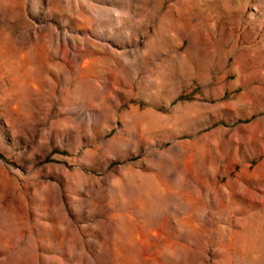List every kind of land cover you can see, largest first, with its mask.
I'll use <instances>...</instances> for the list:
<instances>
[{"label":"rangeland","instance_id":"374dc122","mask_svg":"<svg viewBox=\"0 0 264 264\" xmlns=\"http://www.w3.org/2000/svg\"><path fill=\"white\" fill-rule=\"evenodd\" d=\"M0 264H264V0H0Z\"/></svg>","mask_w":264,"mask_h":264}]
</instances>
